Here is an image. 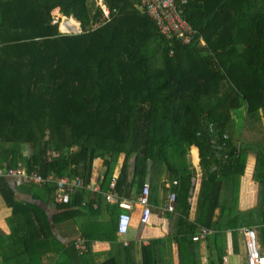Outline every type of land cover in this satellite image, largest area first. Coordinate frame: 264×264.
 <instances>
[{
  "label": "trees",
  "instance_id": "trees-1",
  "mask_svg": "<svg viewBox=\"0 0 264 264\" xmlns=\"http://www.w3.org/2000/svg\"><path fill=\"white\" fill-rule=\"evenodd\" d=\"M101 1L111 21L96 0H0V168L23 164L44 178L15 185L0 177L12 209L4 264H40L52 239L60 264H96L95 242L115 241L117 227L112 219L88 216L105 210L114 217L121 210L104 197L121 155L120 198L130 200L134 190L139 196L148 176L150 200L170 182L175 199L165 214L168 237L185 263L196 264L192 236L200 227L214 233L217 264L227 232L237 252L243 226L260 227L264 249V0H189L185 16L196 31L189 44L161 36L141 0ZM62 17L75 18L82 32L60 30ZM241 108L242 124L235 116ZM192 146L202 173L195 221L188 201L196 174L188 160ZM251 154L259 203L243 212L238 195ZM99 158L101 193L79 189L57 202L49 176L79 177L87 186ZM22 185L34 188L33 199L56 205L52 221L42 205L16 198ZM61 223L78 227L84 251L75 245L78 237L63 244L53 229ZM159 241L142 246L143 264H163L152 252ZM125 251L124 261L111 257L101 264H136L134 247Z\"/></svg>",
  "mask_w": 264,
  "mask_h": 264
},
{
  "label": "crops",
  "instance_id": "crops-1",
  "mask_svg": "<svg viewBox=\"0 0 264 264\" xmlns=\"http://www.w3.org/2000/svg\"><path fill=\"white\" fill-rule=\"evenodd\" d=\"M240 122L242 124L241 120ZM193 152H196L197 160H195ZM134 158L135 157H133L130 160V164H133V162H135ZM188 160L190 162L191 168L196 172L195 176H198V181L196 182V187H195L197 189L194 194L193 202H189V204L191 205L189 219L191 221H195L198 197L200 193L201 179H202V173L200 169L199 149L196 146H192L190 148L188 153ZM124 162H125V155H122L119 164L117 165L116 170L114 172L113 178L115 182L121 174ZM255 163H256V157L255 155L251 154L247 160V167L245 174L240 181V190L238 195V209L243 212L256 208L259 203V195H258L259 185L253 180ZM93 168H94V174H93L92 182H97L100 184L101 179H98V177H101L102 174L104 173L103 159L100 158L96 159ZM132 169L130 170L132 171ZM147 181L149 182L151 188L149 176L148 178H146L145 183ZM31 187H32L31 185H22L16 188V192H17L16 198L18 200H26V201L34 200L38 204L42 205V207H44V209L46 210L52 221L53 215L59 212V210H57L56 205L53 202L45 203L42 200L33 199L34 188L33 190H31ZM169 187H170V182L168 181L162 182L159 186V190L157 191V193L152 194L151 196L152 200H150L152 213L149 222L145 224L140 222L141 209L139 206L136 205L137 204L136 201L139 196L136 190L133 191L131 199L128 201L133 203L135 208L132 211L133 220L131 226L128 229L127 234L120 235L116 232L117 238L113 242H109V241L95 242L96 249H99L98 252H95V256H94L95 258L94 261L96 264H101L111 257H117L122 261H124L125 253H126L125 247L128 246H133L135 249L136 264H143L141 248L142 246L149 244V242L152 241V239H160L159 241L160 243L155 244L152 252L156 250L158 253H160L161 262L163 264H188L185 263L184 260L180 259L179 251L181 249L177 246L175 242H173L168 237L169 222L165 216V214L168 212L164 210V206L168 203L169 196L173 194L171 193L172 191L171 188ZM191 198L192 195L189 199ZM119 212L118 213L116 212L117 214L115 213L114 217H111V215L108 212H106L105 210H101L99 212V217L88 216L90 217L88 220H94V219L96 220L98 218L99 220L106 222L112 219V226L116 228ZM218 213L219 210L217 211V214ZM11 214H12V209L8 206V204H6L5 198L2 196V193L0 192V264H4L2 253L6 252L7 249L9 248L8 246L9 244L7 243L8 229L6 225V218L9 217ZM86 217H84L83 220H85ZM244 228L255 229V231H257L259 238L260 227L243 226L239 228L238 236H237L238 241H237V252H236L233 247V236L230 231L227 232L226 240L224 242L222 241V244H225L224 247L226 251L223 258L227 257L230 264H247L246 250L244 249V235L242 234V229ZM53 229L56 232L57 236H59V239L63 242V244H66L67 241L76 239L78 236H80L78 232V227L75 226L68 228L66 224H62V225L55 224V226H53ZM202 230H206L208 232L207 235L204 237V239L199 241H194L192 236L194 245L197 247V248L195 247L196 248L195 262L196 264H217V259H218L217 249L213 242L214 233L210 229H207L205 227H200L194 236L201 234ZM69 231H75V232L77 231L78 234L75 235L73 238H70L71 235L68 234ZM124 240L128 241L127 245L124 244ZM259 241L261 243L260 238ZM56 250L59 249L56 248ZM184 251L187 252L186 249H184ZM262 253H264L263 248H262ZM61 257L59 256V254L50 251L46 254V256L42 257V261L40 264H60L62 263ZM20 264H24V262L22 263L21 261Z\"/></svg>",
  "mask_w": 264,
  "mask_h": 264
},
{
  "label": "built area",
  "instance_id": "built-area-1",
  "mask_svg": "<svg viewBox=\"0 0 264 264\" xmlns=\"http://www.w3.org/2000/svg\"><path fill=\"white\" fill-rule=\"evenodd\" d=\"M188 4L189 0H141L143 12L155 23L161 36L168 41L178 39L181 43L185 44L192 42L196 35L193 25L185 16ZM99 5L103 10L105 20L111 21L113 13L109 6L104 4L101 0ZM73 30L75 33L82 32V26ZM64 32L73 31L64 29ZM208 125V130L214 127L213 123H209ZM225 137L228 138V135H225ZM0 177L13 178L15 180V185H21L25 182L41 184L44 181V178L41 177L36 170L29 173L23 164L18 167H11L8 169L0 168ZM49 179L54 181L56 184V199L57 202L60 203L68 201L71 194L75 193L79 189H86L92 193L101 192L100 184L92 182V180L89 185L85 186L83 180L79 177L71 179L68 177L57 178L49 176ZM197 181L198 176L193 177L192 183L194 188L191 190L192 198L189 199V202H193L194 194L197 189L195 188ZM150 195L151 188L149 182L147 181L136 201V205L141 209L140 222L144 224L149 222L152 213ZM104 197L110 203L117 204L119 208H121L117 219V233L120 235L127 234L133 220L132 211L135 208L134 204L118 196L115 190L114 178L110 184L109 191L104 194ZM174 199L175 196L173 193L169 196L168 203L164 206L165 211L172 212ZM94 207H97L96 203H94ZM207 233L208 232L206 230H202L201 234L193 236V240H202ZM242 234L244 235V249L246 250L247 264H264V253H262V246L259 241L257 231L253 228H244L242 229ZM85 242L86 239L84 237H78L76 239L75 245L80 252L84 251L86 248ZM124 244L127 245L128 241L124 240ZM222 264H230L227 257L223 258Z\"/></svg>",
  "mask_w": 264,
  "mask_h": 264
},
{
  "label": "rangeland",
  "instance_id": "rangeland-1",
  "mask_svg": "<svg viewBox=\"0 0 264 264\" xmlns=\"http://www.w3.org/2000/svg\"><path fill=\"white\" fill-rule=\"evenodd\" d=\"M96 1H98L97 2V6H100L99 4H100V0H96ZM93 2V4H94V1H92ZM72 19H75V18H73V17H71V18H66V17H62V20H61V23H60V30H62L63 32H64V27H63V25L64 24H66V23H68V22H70ZM79 23V27H81V23L80 22H78ZM70 25V24H69ZM72 28V27H71ZM243 111H244V109L243 108H241V109H236L235 110V112H236V120H237V122H239V120H238V118L241 120V116H240V113H243ZM236 135H238V134H236ZM236 138H238V136H236ZM236 141H238V139L236 140ZM77 148H74L73 150H76ZM28 153V148L27 147H25V150H24V154H27ZM122 156V155H121ZM121 156H120V158H121ZM119 161H120V159H119ZM118 164H119V162H118ZM82 220V218H79L78 219V221H81ZM62 224H65V223H61V225ZM67 225V227L69 228H71V226L72 225H70L69 223L68 224H66ZM68 234L69 235H71L70 236V238H73L75 235H77L78 234V232L76 231H69L68 232ZM51 243H52V248L49 250V251H47L46 253H44L43 254V256H46V254L48 253V252H50V251H52V252H55V253H57V254H59V256L61 257V251H60V249L59 250H56V246H57V244H56V242H55V240H51L50 241ZM7 243L8 244H10V239H9V237H7ZM6 248V247H5ZM42 256V257H43ZM56 263V262H55Z\"/></svg>",
  "mask_w": 264,
  "mask_h": 264
},
{
  "label": "bare ground",
  "instance_id": "bare-ground-1",
  "mask_svg": "<svg viewBox=\"0 0 264 264\" xmlns=\"http://www.w3.org/2000/svg\"><path fill=\"white\" fill-rule=\"evenodd\" d=\"M69 24H70V26L72 27V29H78L79 28V23L76 21V20H71L70 22H69ZM74 26V27H73ZM63 27L65 28V30H71V29H69L68 27H67V25L66 24H64L63 25Z\"/></svg>",
  "mask_w": 264,
  "mask_h": 264
},
{
  "label": "water",
  "instance_id": "water-1",
  "mask_svg": "<svg viewBox=\"0 0 264 264\" xmlns=\"http://www.w3.org/2000/svg\"><path fill=\"white\" fill-rule=\"evenodd\" d=\"M74 27V26H73ZM70 31H74L73 29H71ZM210 142V139L208 140ZM136 158H134L135 161ZM133 173H134V168L132 169Z\"/></svg>",
  "mask_w": 264,
  "mask_h": 264
},
{
  "label": "clouds",
  "instance_id": "clouds-1",
  "mask_svg": "<svg viewBox=\"0 0 264 264\" xmlns=\"http://www.w3.org/2000/svg\"><path fill=\"white\" fill-rule=\"evenodd\" d=\"M92 180V179H91ZM109 191V190H108ZM101 193V192H100ZM105 194V193H104Z\"/></svg>",
  "mask_w": 264,
  "mask_h": 264
}]
</instances>
